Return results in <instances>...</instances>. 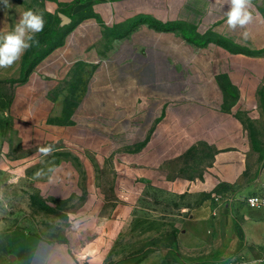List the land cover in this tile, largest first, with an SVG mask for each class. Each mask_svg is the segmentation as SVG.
<instances>
[{
  "label": "crops",
  "instance_id": "1",
  "mask_svg": "<svg viewBox=\"0 0 264 264\" xmlns=\"http://www.w3.org/2000/svg\"><path fill=\"white\" fill-rule=\"evenodd\" d=\"M214 3L169 0L162 7L161 0L134 1L139 14L168 27L144 21L116 38L112 27L130 19V0H9L10 8L0 0V30H11L29 9L43 16V31L47 14L58 16L68 29L64 42L25 81L19 80L27 50L13 66L0 69V173L8 163L17 164V156H5L11 134L19 148L38 151L57 144L53 151L74 155L92 192H101L99 175L111 172L116 195L108 215L124 232L130 228L126 221L134 213L136 194L139 204L150 193L155 200H169L168 218L154 223L156 231L169 234L156 237L151 248L120 258L110 257L109 249L117 245L112 238L106 253L92 259L95 264L111 258V264H264V209L244 203L219 206L214 198H204L220 184L234 186L236 197L264 193V165L251 170L252 145L243 124L223 130V142L201 179L175 171L178 156L194 143L188 132L179 138V105L224 111L236 88L232 111L250 109L253 114L264 87V56L203 40L214 34L258 51L264 48V23H257L252 9L245 40L242 30H228L222 12L209 11ZM221 77L227 84H221ZM62 166L73 163L62 160ZM179 194L199 200L196 206L182 205L180 214L189 226L178 223ZM25 242V251L14 243L23 262L48 264L49 239L29 236Z\"/></svg>",
  "mask_w": 264,
  "mask_h": 264
},
{
  "label": "rangeland",
  "instance_id": "2",
  "mask_svg": "<svg viewBox=\"0 0 264 264\" xmlns=\"http://www.w3.org/2000/svg\"><path fill=\"white\" fill-rule=\"evenodd\" d=\"M134 1L137 0H130V19L112 27L116 38L132 32L141 22L158 23L147 15L139 14L138 8L132 5ZM151 1L153 0H146ZM168 1L161 0L162 7L168 5ZM252 4L257 23L261 26L264 23V0H252ZM53 28L58 34H64L67 30V26L64 27L62 23L54 25ZM203 40L220 42L233 51L247 50L229 39L219 40L214 34H208ZM258 51L259 56H264V48ZM226 81L228 80L225 77H221V84ZM228 97L224 111L210 112L200 104L190 105L189 109L185 110V107L179 105L178 112L183 115L178 121L179 138L180 134L189 133L193 136L194 143L184 154L178 156L175 164L178 174L201 179L223 142V130L233 129L240 122L248 130V140L252 145L251 161L254 167H251V170L259 171L264 165V87L253 114L250 109L232 111L234 102L231 101L238 98L236 88H232ZM8 136L13 142L7 147L5 156L7 160L13 159L14 156L18 159L17 164L8 163L0 173V264H26L19 258L14 243L15 240L18 241L21 249L25 251V239L29 236L44 237L51 241L48 264H95L92 259L106 253V243L112 238L117 240V245L109 249L110 257L120 258L151 248L156 237L169 234L156 231L154 225L164 223L168 218L165 214L166 208L170 206L168 198L155 200L154 195L150 193L151 198L143 197L139 204L136 194L134 213L126 221L130 228L124 232L121 224L114 223L113 218L108 215L111 213V204L115 203L110 200L116 195V178L111 172L106 174L105 171L99 175L98 186L101 192H92L86 181L85 169L74 155L58 150L44 156L39 151L19 148L16 136ZM51 146L56 149L57 144ZM62 160L71 161L73 166L60 167ZM221 190L219 193H206L204 198L210 196L213 199L216 195H222L221 206L229 204L230 197L235 196L237 190L234 186L231 190L226 187ZM158 201L162 204L161 213L157 208ZM173 202L172 198V206ZM186 203L196 206L199 200L179 194L176 201L179 208V226L191 224H187L188 221L180 214L182 205ZM238 203L243 202H232L233 205ZM140 209L144 215L139 214ZM175 250L176 248L174 252ZM112 262L111 258L104 264Z\"/></svg>",
  "mask_w": 264,
  "mask_h": 264
},
{
  "label": "clouds",
  "instance_id": "3",
  "mask_svg": "<svg viewBox=\"0 0 264 264\" xmlns=\"http://www.w3.org/2000/svg\"><path fill=\"white\" fill-rule=\"evenodd\" d=\"M3 3L6 8L11 7L9 0H3ZM225 5L228 6L226 11L223 10ZM252 7V0H215L209 11L222 12L226 18L225 24L228 30H242L241 36L247 40L250 38L249 25L254 20ZM44 25L43 16L29 9L20 13L19 19L11 30H0V69L13 66L26 50L34 45L38 46L39 41L35 35L43 31ZM38 151L48 156L53 152V148L51 145L40 146Z\"/></svg>",
  "mask_w": 264,
  "mask_h": 264
},
{
  "label": "trees",
  "instance_id": "4",
  "mask_svg": "<svg viewBox=\"0 0 264 264\" xmlns=\"http://www.w3.org/2000/svg\"><path fill=\"white\" fill-rule=\"evenodd\" d=\"M46 26L45 30L35 35V38L39 41L38 46L34 45L33 47L29 48L23 58V68H22V75L19 81H25L29 74L32 72L34 67L37 65L39 61H41L45 56H47L51 51H53L56 47L60 46L64 42V36L67 34L68 29L64 34H58L56 32L55 28H53L54 25L60 23V18L58 16L46 15ZM155 26L160 27L162 29H166L167 25H161L159 23L153 22ZM222 39V38H221ZM220 40V39H219ZM219 44L225 46L224 44ZM227 47V46H225ZM228 48V47H227ZM243 52H248L249 54H256L259 55V51H246L242 50ZM225 89L228 91L230 90L229 86L225 85ZM226 187V189L231 190L233 188L232 185L228 184H220L218 189H215L214 193L221 192V188Z\"/></svg>",
  "mask_w": 264,
  "mask_h": 264
},
{
  "label": "built area",
  "instance_id": "5",
  "mask_svg": "<svg viewBox=\"0 0 264 264\" xmlns=\"http://www.w3.org/2000/svg\"><path fill=\"white\" fill-rule=\"evenodd\" d=\"M233 197H230V200L228 201V203L232 204L234 200L236 201L238 199L239 201L241 200L245 205L251 208H255V209L263 208L264 209V193H252V194L245 195V196H240V197L233 196ZM214 199L216 200L218 205L221 206L222 195H216Z\"/></svg>",
  "mask_w": 264,
  "mask_h": 264
}]
</instances>
